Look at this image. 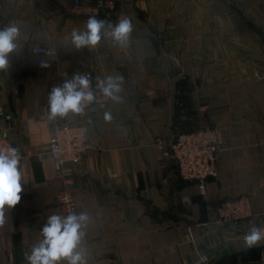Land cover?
I'll return each instance as SVG.
<instances>
[{"label":"crops","instance_id":"obj_1","mask_svg":"<svg viewBox=\"0 0 264 264\" xmlns=\"http://www.w3.org/2000/svg\"><path fill=\"white\" fill-rule=\"evenodd\" d=\"M81 1L0 0V28L17 24L21 43L0 69V134L24 154L21 200L0 223V264H29L47 217L66 215L45 146L55 124L71 122L88 130L71 189L90 217L88 264H254L264 240L246 248L242 237L264 227V0H114L97 15L88 13L96 0ZM90 16L130 17L129 42L102 37L75 49L66 38ZM85 71L93 87L97 77L123 76L120 99L49 120L51 88ZM204 123L218 127L222 148L201 194L169 151L175 134ZM246 193L241 233L206 224L207 207Z\"/></svg>","mask_w":264,"mask_h":264},{"label":"clouds","instance_id":"obj_2","mask_svg":"<svg viewBox=\"0 0 264 264\" xmlns=\"http://www.w3.org/2000/svg\"><path fill=\"white\" fill-rule=\"evenodd\" d=\"M130 17H122L113 23L105 19L90 16L83 29L73 28L66 38L75 49L84 46L94 47L101 38L111 39L119 46L129 42L133 30ZM20 28L10 23L0 28V69H7L10 57L21 48L19 40ZM42 67H47V61H41ZM123 76L107 75L97 77L93 88L89 74L74 73L71 78L51 88L48 94V119L57 116L64 117L68 113L84 114L94 100L101 96L106 100H119ZM104 119L110 120L108 111ZM20 153L17 147L6 145L0 148V223L5 220V206H15L21 200L23 171L20 167ZM90 221L86 211L69 210L67 215L52 214L40 229L41 238L35 242L30 253H26L29 264H88V256L83 246L85 229ZM246 248L256 246L264 240V227L253 225L242 237ZM202 255L200 261H207Z\"/></svg>","mask_w":264,"mask_h":264},{"label":"built area","instance_id":"obj_3","mask_svg":"<svg viewBox=\"0 0 264 264\" xmlns=\"http://www.w3.org/2000/svg\"><path fill=\"white\" fill-rule=\"evenodd\" d=\"M72 1L75 8L82 6L81 0ZM114 4V0H96L95 4L89 8L88 13L97 15L101 10L112 9ZM32 51L34 53H50V50L39 45L32 48ZM82 74H89L91 77L90 71H85ZM98 101L94 100L90 106L103 108L108 102L102 97V94L98 97ZM51 131L45 147L52 163H54V174L62 181L60 188L55 193L56 204L60 211L66 215L69 210L80 212L76 200L71 194V189L74 183L73 175L81 165L88 148L87 126L72 122L58 123ZM170 144L169 154L176 165L178 176L184 181L194 184L201 194L204 193L206 181L216 176L218 154L222 148L218 127L204 123L200 128L175 134ZM6 145L14 146L6 133L3 132L0 134V148ZM19 153L21 160L18 167L21 168L24 154ZM41 157L42 154L39 153L37 158ZM249 198L250 194L246 193L235 198L218 201L215 209L206 206L209 213L206 224L223 227L231 235L241 233L242 221L250 211ZM254 264H264V253Z\"/></svg>","mask_w":264,"mask_h":264}]
</instances>
